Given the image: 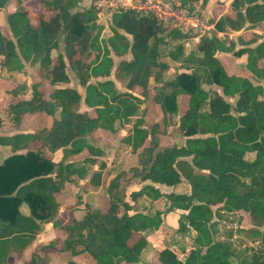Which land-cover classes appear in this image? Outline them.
<instances>
[{
	"label": "trees",
	"instance_id": "trees-1",
	"mask_svg": "<svg viewBox=\"0 0 264 264\" xmlns=\"http://www.w3.org/2000/svg\"><path fill=\"white\" fill-rule=\"evenodd\" d=\"M194 1L176 4L191 9ZM81 3L39 0L40 9L35 10L28 0H0V10L15 6L6 15L11 36L0 29L1 68L8 78L26 73L27 65L44 70L43 80L32 79L30 86L16 82V89H31L32 97L22 102L25 110H45L52 118L42 149L28 148L0 161V264H9L12 253L21 254L50 221L66 233V250L86 253L95 264H264V39L255 32L247 40L204 34L189 51L182 43L170 50L173 41L191 34L131 7L112 13V33L103 38L95 0L88 6ZM231 9L233 16L216 22L218 31L239 32L264 22V0H233ZM230 51L247 55V75L226 69L218 54ZM113 54L121 57L116 66ZM126 54L131 58H124ZM167 57L188 71L167 78ZM69 69L85 87L84 94L64 85L70 81ZM152 84L157 90L152 99L165 119L176 117L182 143L163 146L159 125H147L143 115L138 116ZM204 84L222 92L207 90ZM135 87L141 88L139 94ZM181 96L187 98L184 112ZM227 96L235 98L234 104ZM83 103L95 114L81 110ZM130 124L120 141L142 148L139 166L131 169V184L151 180L173 186V191L162 193L145 184L126 197V190H119L123 172L112 175L105 162L92 168L104 146L91 133L101 128L116 134ZM59 148L64 155L55 162L48 153ZM85 149L87 155L78 157ZM86 177L85 189H99L98 195L86 202L81 219L62 223L58 212L66 183ZM160 198L166 201L163 209L154 207ZM175 209L186 211L178 231H195L193 248L184 258L168 247L152 249L147 239L160 228L163 215ZM240 211L248 213L252 226L237 222L223 231L224 214ZM233 229L257 245L242 251L225 240ZM147 250L153 253L151 259ZM24 264L45 261L33 255Z\"/></svg>",
	"mask_w": 264,
	"mask_h": 264
},
{
	"label": "crops",
	"instance_id": "crops-1",
	"mask_svg": "<svg viewBox=\"0 0 264 264\" xmlns=\"http://www.w3.org/2000/svg\"><path fill=\"white\" fill-rule=\"evenodd\" d=\"M232 1L233 0H205V2L203 3V0H195L191 4L192 7L191 9L180 8L181 10H188L191 13V18L188 21H183L177 26L174 24L171 25L180 29L185 34L188 33L186 32V27L188 25H193L196 28L192 32L193 34L189 32L191 36H187L185 38L175 40L172 42V44L175 45L182 43L185 46V50L187 51L188 48L186 46L187 45L186 40L188 39L191 40L192 47L190 48H193L199 42L201 36L204 34L214 33L220 37H224L225 35H228L230 38H234L233 35H236L238 32L218 31L215 27V24L220 17L226 15H230V16L234 15V12L231 9ZM33 5L35 10L40 9V5L37 4V1L34 2ZM14 8L15 6L12 4L10 8L4 7L3 9L0 10V29L6 36L9 37L11 36V32L9 30L6 21V15L9 10H13ZM100 14L101 11L98 9V16ZM106 17L108 18V21L107 20L105 21L106 26H109L111 25L112 13L107 12ZM261 26H264V22L255 28L241 30V33H239V35H241L244 39L247 40L248 38H246L245 33L251 32V36H252V33L255 32L258 33L261 38V31L259 28ZM129 37L131 38V36ZM234 39L237 40L236 38ZM227 55L229 54L224 52L218 54L222 62L225 64L226 69L229 71L228 69V63H229L231 64V71H229L230 73L246 75V73H237V71L239 70L238 68L246 69L245 62L247 60V56L246 58L245 56L242 57V60L245 62L243 63L242 66H239V64L236 63L235 59L240 60L241 58H236L234 56L231 55L227 56ZM113 58L116 61L118 59V56L117 57L113 56ZM224 58L227 59L229 62L225 63ZM119 59H121V57ZM127 59H130V57H127ZM165 60L169 63V68L166 71L167 78H171L167 76L169 75V70L172 69L171 62L177 64L176 67L178 69V72L188 71L182 66V63L180 61L173 62V60H171L169 57L165 58ZM261 64H264V59L261 61ZM44 75H45L44 70L33 71L28 67L26 73H17L14 75L13 78H8V73L3 71L1 68V57H0V161H3L6 157L14 153H24L28 150V148H32L35 150H40L43 148V142H44V138L46 137V132L51 128L52 125V118L50 115H48V113L45 110H40V109L25 110L22 106V102L27 101L32 97L31 89H29L27 93H24L21 90H17L16 82L18 83L20 81H25L26 84L30 86L32 79L43 80ZM111 79L115 81L116 86L118 88L120 82L117 81L114 76H111ZM138 91L140 92L141 88L135 87L134 93L139 94ZM43 96L45 99L48 97V95L46 94ZM141 98L143 99L144 97L141 96ZM186 107L187 104L182 112L185 111ZM81 110H90V113L92 115L95 114V111L93 109L88 108L84 103L82 104ZM131 127L132 126L127 125L126 129L123 130V133H118L119 140H121L127 134V132L131 129ZM116 135L117 134L111 133L101 128L96 129L91 133L92 138L102 144H110L114 139L117 140V138H115ZM170 144H171L170 142H167L165 145H170ZM129 149L132 150H119V149L111 150L110 154L112 158L116 157L117 162L119 163V160H122L123 157H127V159L129 158L131 159V156H129V151L135 152L136 150H138V152L136 153L138 154L139 151L141 150V148H134L132 146H130ZM63 150H64L63 148H59L54 152H49L48 153L49 157L53 161L59 162L64 155ZM85 155H87L86 149L78 157L83 158ZM108 166L109 167L113 166V164L109 162ZM134 166H139V165L134 164ZM121 169L126 170L127 167H123ZM87 180L88 177L79 179L77 183L75 182L66 183V186L64 187V192L60 195V209L58 212V216L60 217L62 223L71 222L73 219H81L86 213V206L82 204H86V202L90 201L89 200L90 197L92 199H95L96 195H98L99 189L97 190L92 189L89 191L85 189V184L87 183ZM145 184L153 185L155 188L159 189V191L162 193H169L174 190L173 186L153 182L151 180H145L142 181L140 184H136V185L134 184L133 189H138ZM180 188H183V186H180ZM77 194L82 196L80 199L82 201V204L78 205L79 207L78 210H72L71 208H68V205L72 203L73 196ZM161 200L162 199L160 198L154 201V204H156L157 209H163L165 208L164 206H166L165 204L162 207L158 206L159 203H161ZM130 202L133 204L132 201ZM22 211L24 213H28V208L26 206H23ZM130 213H133V211H130ZM182 213H186V211L175 209L163 215V222L160 228L150 233V235L147 236V239L150 244L149 246L152 249L160 251L168 247L166 245L168 243L167 232L168 230L177 227L176 226L177 219L179 215H181ZM69 218L71 220L66 221ZM191 233H193V230ZM194 235H195V231L193 237ZM58 237H61V241L63 242L64 245V241L66 239V233L64 232V230L55 227L52 221L44 223L42 231L37 235L36 239L29 247L23 250L21 254L12 253L10 255L9 264L30 263L33 255H37L38 257L43 259L45 261V264H79V260H77V258L76 259L70 258V254L72 253L69 250H66L63 245H60L61 241H58V243H54L58 239ZM38 243H41L40 250L43 251V253L41 254L38 253L37 249H35V246ZM169 248H171L174 252L177 253V251L172 247ZM192 248L193 246H191L190 248H186V250L184 251L185 254H187ZM44 249L48 250L47 251L48 253L45 252ZM146 252L148 253L151 259L153 253L150 252L149 250H147ZM72 255L78 256L79 254H72ZM92 262H93L92 264H95V261L93 259ZM137 264H144V263H137Z\"/></svg>",
	"mask_w": 264,
	"mask_h": 264
},
{
	"label": "rangeland",
	"instance_id": "rangeland-1",
	"mask_svg": "<svg viewBox=\"0 0 264 264\" xmlns=\"http://www.w3.org/2000/svg\"><path fill=\"white\" fill-rule=\"evenodd\" d=\"M29 3L31 4V6L34 8V2L37 1V4H39V0H28ZM128 1V0H126ZM172 4L176 5L179 3V0H170ZM91 0H82V3L81 4H84L85 6H88L90 4ZM177 3V4H176ZM40 5V4H39ZM107 12H111L113 13L114 12V9H108L106 7H102L101 8V14L98 16V19H99V22L105 26L103 31H102V37L103 38H107L111 33V26H106V20L108 21V18L106 17V13ZM188 12V11H187ZM196 27L193 26V25H188L186 27V32H191V34H193L192 32L194 31ZM260 28V31H261V38L264 39V26H261L259 27ZM240 32H238L236 35H233L234 38L237 39V36L239 35ZM240 36V35H239ZM238 36V37H239ZM245 36L246 38H250L251 36V32H247L245 33ZM186 46H187V51H189L192 47L191 46V40L188 39L186 40ZM240 47V45H237L236 49H238ZM175 48V45H173L171 43V45H169V49H174ZM168 50V49H166ZM165 50V51H166ZM165 54V53H164ZM229 55L231 56H234L236 58H241L240 60L238 59H235L236 63L239 64V66H242L243 63L245 61L242 60V57L245 56L246 58V54H243V55H236L234 54V51H230L228 52ZM227 55V56H229ZM113 56H115L113 54ZM117 57V56H116ZM127 57H130L131 58V54H126L124 56V58H127ZM120 57H118V59L114 62H115V66L117 65V63L119 62V59ZM224 61L225 63H228L229 61L227 59L224 58ZM175 62V61H173ZM246 63V62H245ZM172 69L169 70V77L171 78H174L175 75L177 74L178 72V69H177V64L175 63H172ZM29 67V65H27V68ZM30 68V67H29ZM228 69L229 71H231V64L228 63ZM239 70L237 71V73H246V75L248 74V71L247 69L245 68H238ZM69 74H70V81L64 85H67V86H72V87H75L77 89H79L82 94H84L85 92V87L82 86L80 84V81H79V78L76 76V73L74 71H72L71 69H69ZM113 76V74L111 75ZM92 81H95L96 79L95 78H92L91 79ZM203 87L205 89H215L219 92H222L221 88H219L218 86L216 85H208V84H204ZM118 89L119 90H125L124 86L122 83H119L118 85ZM140 90V89H139ZM150 90L151 92L149 93V97H146L145 100H144V103L141 105V109L138 113V116L140 115H143L144 119H145V123L147 125L151 124V123H157L159 125V134L158 136L160 137V142L163 146H166L165 144L167 142H170L171 144L173 142H176V143H182L183 141V138L177 134V125L175 124L174 120L176 121V117L173 119L171 116L168 117V120L167 118L165 119V117L162 115V112H161V109H160V106L158 103H156L152 98H154V95L156 94L157 90H155V87L154 85L152 84L150 86ZM28 90H26L24 93H27ZM134 91V90H133ZM139 92V91H138ZM228 101H230L231 103L234 104L235 102V98L233 97H225ZM179 102V107H180V112H182L187 104V99L186 97L184 96H181L178 100ZM149 106V114L146 115L144 114V110ZM136 117L132 118V121L135 120ZM132 124V123H131ZM130 124V126H131ZM127 127V126H126ZM126 127L120 129L116 134V137L117 140H113L110 144H103V149H104V154L100 157H98V162L96 164H94L92 166V168H99V164L100 162H105L106 166H107V169L112 173V175H116L120 172H123L122 174V177H121V187H120V191H125L126 190V197L129 196V193L130 191L134 188L133 185L131 184L132 182H130V180L132 179V168L135 167L134 164H138L139 165V161H138V154H136L138 152V150H136L135 152H130L129 151V156H131V159H127V157H123L122 160H119V163L117 162V159L116 157H113L111 156L110 152L111 150H132V149H129V145L125 144V143H122L119 138H118V133H123V130L126 129ZM169 133L172 135L170 138L168 137L169 136ZM97 141V140H96ZM100 143V142H99ZM142 150V148H141ZM140 150V151H141ZM139 151V152H140ZM249 158L252 157V154H248L247 155ZM111 162L113 164V166H108V163ZM123 167H127V169H121ZM125 171V172H124ZM119 190H117L118 192H120ZM161 203H159L158 206H163L165 204V198H161ZM79 204H82V201L80 200V196L79 194L73 196L72 198V203L70 205H68V208H71L72 210H78V205ZM82 205H85V204H82ZM166 205V204H165ZM154 207L157 208L156 204H154ZM166 207V206H164ZM237 213H225L224 216L227 220V224L226 226L225 225H221L222 227V230L226 232V229L227 230H230V228H234V225L239 222L240 223V226L244 227V228H249L251 227V222H250V219H249V215L248 213L246 212H243V211H240L238 213V215H236ZM182 215V214H181ZM181 215H179L178 219H177V222H176V228H172L170 230H168L167 232V235H168V243L166 244L169 247H172L173 249H175L177 251V255L179 257H182L184 258L185 256V250L186 248H190L191 246L194 245V237H193V234H194V231L193 233H182V232H179L178 231V228H179V220H180V217H182ZM71 219H67L66 221H70ZM224 224V223H223ZM150 235V234H149ZM225 240H230V242H233V245L235 246H239V248L243 251L245 248L247 247H251V246H256L257 245V242L254 241L253 238L247 236L244 232H239L237 231L236 229L234 230L233 229V236L232 237H229L227 238V236H224ZM58 241H61V237H58V239L54 242V243H58ZM61 244L60 245H63V242L61 241L60 242ZM40 247H41V243H38L36 246H35V249L38 250V253H43V251L40 250ZM45 252H47L48 250L44 249ZM37 252V251H36ZM48 253V252H47ZM70 254V253H69ZM70 258H74L77 260H79V264H92V258L86 254V253H82V254H79L78 256H73L72 254H70Z\"/></svg>",
	"mask_w": 264,
	"mask_h": 264
},
{
	"label": "built area",
	"instance_id": "built-area-1",
	"mask_svg": "<svg viewBox=\"0 0 264 264\" xmlns=\"http://www.w3.org/2000/svg\"><path fill=\"white\" fill-rule=\"evenodd\" d=\"M95 4L100 11L102 7L114 9V11L131 7L141 12L151 13L160 21L176 26L191 18L188 10H181L170 0H96Z\"/></svg>",
	"mask_w": 264,
	"mask_h": 264
}]
</instances>
